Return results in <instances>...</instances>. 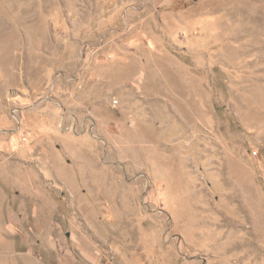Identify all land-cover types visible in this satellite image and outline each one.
Segmentation results:
<instances>
[{
    "label": "rangeland",
    "instance_id": "374dc122",
    "mask_svg": "<svg viewBox=\"0 0 264 264\" xmlns=\"http://www.w3.org/2000/svg\"><path fill=\"white\" fill-rule=\"evenodd\" d=\"M0 264H264V0H0Z\"/></svg>",
    "mask_w": 264,
    "mask_h": 264
}]
</instances>
